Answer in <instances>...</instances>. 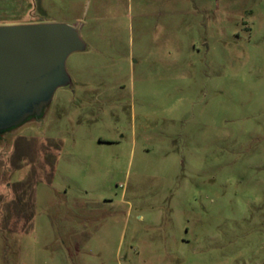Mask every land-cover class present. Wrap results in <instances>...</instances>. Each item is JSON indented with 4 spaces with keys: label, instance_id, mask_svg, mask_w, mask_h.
Here are the masks:
<instances>
[{
    "label": "rangeland",
    "instance_id": "rangeland-1",
    "mask_svg": "<svg viewBox=\"0 0 264 264\" xmlns=\"http://www.w3.org/2000/svg\"><path fill=\"white\" fill-rule=\"evenodd\" d=\"M77 26L40 119L0 137V264H264V0H0Z\"/></svg>",
    "mask_w": 264,
    "mask_h": 264
},
{
    "label": "water",
    "instance_id": "water-1",
    "mask_svg": "<svg viewBox=\"0 0 264 264\" xmlns=\"http://www.w3.org/2000/svg\"><path fill=\"white\" fill-rule=\"evenodd\" d=\"M85 50L77 26L0 27V136L44 115L56 91L72 84L68 58Z\"/></svg>",
    "mask_w": 264,
    "mask_h": 264
},
{
    "label": "flooded vegetation",
    "instance_id": "flooded-vegetation-1",
    "mask_svg": "<svg viewBox=\"0 0 264 264\" xmlns=\"http://www.w3.org/2000/svg\"><path fill=\"white\" fill-rule=\"evenodd\" d=\"M1 137V136H0Z\"/></svg>",
    "mask_w": 264,
    "mask_h": 264
}]
</instances>
